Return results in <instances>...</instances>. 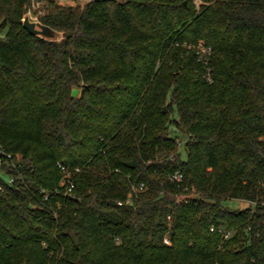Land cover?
Wrapping results in <instances>:
<instances>
[{
  "label": "trees",
  "instance_id": "16d2710c",
  "mask_svg": "<svg viewBox=\"0 0 264 264\" xmlns=\"http://www.w3.org/2000/svg\"><path fill=\"white\" fill-rule=\"evenodd\" d=\"M3 30L0 264H264V0H0Z\"/></svg>",
  "mask_w": 264,
  "mask_h": 264
},
{
  "label": "built area",
  "instance_id": "2783aa9c",
  "mask_svg": "<svg viewBox=\"0 0 264 264\" xmlns=\"http://www.w3.org/2000/svg\"><path fill=\"white\" fill-rule=\"evenodd\" d=\"M196 5L199 4V0H195ZM40 3L35 1L32 4V8L28 10L24 17H28L30 21L32 19L34 22L36 21V16L34 14V11H39ZM184 47H188L192 49V52L194 54V57L198 63H200L203 67V71L201 74V78L206 81L207 83H211L213 81V70L211 65V59H212V47L208 45L205 41L199 40L196 43L192 45H187L186 43L183 44ZM20 158L17 156L12 155L11 153H6L2 150L0 147V190L3 188V185H14L16 180L20 178V176L17 175H11L7 174V170L13 171L15 170L19 164ZM58 168L61 170L62 173V181H61V187H64L65 194L70 195L74 189L75 186V179L74 176L79 172V169H75V171L72 173L68 168L58 164ZM4 176L8 177V181H4ZM170 180L172 182H181L182 181V175L178 172L173 173L170 176ZM132 192L129 194V197L132 194H136L137 192L145 190L144 184L140 185H132ZM128 202V200L126 201ZM123 202H118V205H122ZM211 231H215L216 228L214 226L210 227ZM217 231L223 236L224 239H228L232 236L233 231L228 230L225 227H218ZM166 243H168V239L164 240Z\"/></svg>",
  "mask_w": 264,
  "mask_h": 264
},
{
  "label": "rangeland",
  "instance_id": "374dc122",
  "mask_svg": "<svg viewBox=\"0 0 264 264\" xmlns=\"http://www.w3.org/2000/svg\"><path fill=\"white\" fill-rule=\"evenodd\" d=\"M87 1L89 0H55V2L59 5H71V6H76V5H79V6H83ZM32 21H34L32 19ZM6 30V29H5ZM5 30H3L1 32V36L4 34ZM56 40H60L61 39V34H57V36L55 37ZM179 140L181 142V149H180V152H181V156L183 159L186 158V154H185V151H184V148H183V144L184 142L186 141V137L185 136H182L180 135L179 136ZM4 181L7 182L8 181V177L7 176H4ZM223 206L225 207H228L229 209H244V208H247L249 207V203H247L246 201H242V200H234V199H228V200H224L222 202Z\"/></svg>",
  "mask_w": 264,
  "mask_h": 264
},
{
  "label": "water",
  "instance_id": "95a60500",
  "mask_svg": "<svg viewBox=\"0 0 264 264\" xmlns=\"http://www.w3.org/2000/svg\"><path fill=\"white\" fill-rule=\"evenodd\" d=\"M23 27L33 35L42 36L54 39L57 34L48 26L42 25L38 22L30 21L28 17H24L22 20ZM175 70V68H174ZM76 90H73L72 95L75 96Z\"/></svg>",
  "mask_w": 264,
  "mask_h": 264
}]
</instances>
